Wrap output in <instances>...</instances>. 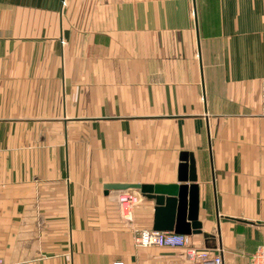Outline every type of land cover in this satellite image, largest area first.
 I'll list each match as a JSON object with an SVG mask.
<instances>
[{
    "label": "crops",
    "instance_id": "0c3cea01",
    "mask_svg": "<svg viewBox=\"0 0 264 264\" xmlns=\"http://www.w3.org/2000/svg\"><path fill=\"white\" fill-rule=\"evenodd\" d=\"M263 79L264 0H0V264H198L135 245L155 203L128 184L187 185L191 245L248 264Z\"/></svg>",
    "mask_w": 264,
    "mask_h": 264
},
{
    "label": "water",
    "instance_id": "95a60500",
    "mask_svg": "<svg viewBox=\"0 0 264 264\" xmlns=\"http://www.w3.org/2000/svg\"><path fill=\"white\" fill-rule=\"evenodd\" d=\"M183 168V169H182ZM190 168H192L190 166ZM188 168L180 165L178 181H194L195 174L186 173ZM112 188L134 187L141 191L147 198L153 199L154 219L153 230L172 231L179 234H199L202 233L205 241L213 239L214 236L202 231V224L197 219L196 205L188 204V211L185 212V195L187 185H148V184H128V185H111Z\"/></svg>",
    "mask_w": 264,
    "mask_h": 264
},
{
    "label": "built area",
    "instance_id": "2783aa9c",
    "mask_svg": "<svg viewBox=\"0 0 264 264\" xmlns=\"http://www.w3.org/2000/svg\"><path fill=\"white\" fill-rule=\"evenodd\" d=\"M260 108L264 116V79L260 85ZM137 196L131 192H120L117 195V202L120 210L124 212V203H127V209L137 201ZM133 240L137 246H159L181 248L183 256L188 260L198 264H224L221 245L214 248H198L191 245L189 238L185 234H179L172 231H156L143 229L138 231ZM110 264H124L121 260L112 261ZM248 264H264V242L257 245L249 257Z\"/></svg>",
    "mask_w": 264,
    "mask_h": 264
}]
</instances>
